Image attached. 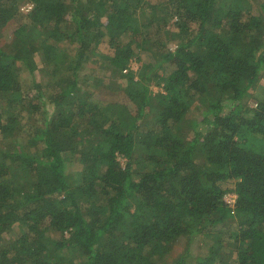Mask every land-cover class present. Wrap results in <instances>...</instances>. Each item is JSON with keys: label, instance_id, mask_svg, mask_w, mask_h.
I'll use <instances>...</instances> for the list:
<instances>
[{"label": "trees", "instance_id": "16d2710c", "mask_svg": "<svg viewBox=\"0 0 264 264\" xmlns=\"http://www.w3.org/2000/svg\"><path fill=\"white\" fill-rule=\"evenodd\" d=\"M16 2L0 0V31L31 5L0 35V264H264V0Z\"/></svg>", "mask_w": 264, "mask_h": 264}, {"label": "rangeland", "instance_id": "374dc122", "mask_svg": "<svg viewBox=\"0 0 264 264\" xmlns=\"http://www.w3.org/2000/svg\"><path fill=\"white\" fill-rule=\"evenodd\" d=\"M26 3V0H17L16 4L22 6L23 4ZM21 8V7H20ZM22 17L17 15L14 17V19H11L7 24H5L3 26V28L1 29L0 31V35H1V38L2 40L5 42V43H8L12 40V35H13V31L15 30V28L23 23L25 20H26V17L24 15L23 17V14L25 12H23V10H19ZM25 11V10H24ZM23 12V13H22ZM126 40V39H125ZM127 41V40H126ZM37 63H38V68H41V72H42V68H43V65H42V62H40L38 59H37ZM133 67H137L138 64H136L135 62H133ZM166 67V66H165ZM89 68H91V66H88V68L86 69V72L89 73ZM166 70H169L168 67H166ZM40 72V73H41ZM98 72V71H97ZM160 72V71H159ZM38 72V70L35 72V76H38L40 74ZM20 74H21V78H22V82L23 84H27V83H30L32 81L31 79V76L26 72V70L22 69L20 70ZM163 82L159 83V85H156V84H153L151 85V89L153 91V94H155L157 91L161 90V84ZM255 92L254 94L258 97V98H261L262 100H264V77L259 81V83L257 84V87L255 88ZM255 98L256 97H253V98H250V99H246L247 103L250 104V105H253L255 104ZM196 108L198 109H193L190 114H192V117L195 118V117H198L199 121L202 120V116H201V109H202V105L200 104H197L196 105ZM48 111V110H47ZM189 114V115H190ZM49 116V115H48ZM201 117V118H200ZM205 125L201 124L200 125V128H204ZM71 160V159H70ZM68 169L69 171L71 172L72 174V178H71V181L72 183L73 182H78L79 180V175H78V172L80 170V165L79 163H77L76 161H70L68 162ZM227 197V200H230L231 199V196L229 195H226ZM15 233L19 232V230L17 228H15ZM207 241L205 239H203L201 236H197L194 241L192 242L191 246H190V251H191V255L192 257H196L198 255H202L206 252V248H207ZM186 245V241L185 239H180L173 247V251L171 252L172 254L169 255L167 258H166V261H169L170 259H172L173 257H176L180 252L183 251L184 247Z\"/></svg>", "mask_w": 264, "mask_h": 264}, {"label": "built area", "instance_id": "2783aa9c", "mask_svg": "<svg viewBox=\"0 0 264 264\" xmlns=\"http://www.w3.org/2000/svg\"><path fill=\"white\" fill-rule=\"evenodd\" d=\"M31 8V5L30 4H26L24 7H22V9L23 10H29ZM134 65H133V63H131L130 64V67L132 68V69H136L135 67H133ZM226 195H229V196H231V199L230 200H227V197H226ZM225 196H224V199L228 202V203H233L234 202V200H235V197H236V195L234 194V193H228V194H226Z\"/></svg>", "mask_w": 264, "mask_h": 264}]
</instances>
